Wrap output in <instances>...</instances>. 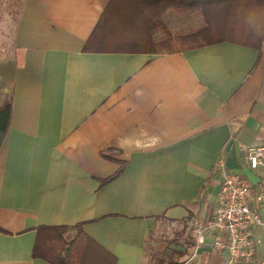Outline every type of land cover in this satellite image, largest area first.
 <instances>
[{
  "label": "crops",
  "instance_id": "0c3cea01",
  "mask_svg": "<svg viewBox=\"0 0 264 264\" xmlns=\"http://www.w3.org/2000/svg\"><path fill=\"white\" fill-rule=\"evenodd\" d=\"M15 3L0 22V264H49L32 257L36 229L76 225L98 247L87 264H227L190 226L215 212L218 160L264 186L243 153L264 145V41L151 55L138 51L174 32L128 12L110 29L112 0Z\"/></svg>",
  "mask_w": 264,
  "mask_h": 264
},
{
  "label": "trees",
  "instance_id": "16d2710c",
  "mask_svg": "<svg viewBox=\"0 0 264 264\" xmlns=\"http://www.w3.org/2000/svg\"><path fill=\"white\" fill-rule=\"evenodd\" d=\"M118 1L112 0L113 8ZM152 3L155 8L158 7L159 9L172 7L176 11L198 10L202 14L205 24L195 32L176 36L167 35L154 43L150 42L147 45L151 48L138 51L141 53L151 55L171 54L223 41L236 42L259 50L264 39V0H155ZM214 17L218 18L219 23L221 22L219 25H221L220 30L222 31H227L229 24L233 26L235 23L239 25L246 24L249 28L243 29L242 38L244 40H235L228 36V33L214 36V31H217L215 25L218 24L214 23L216 22ZM156 21L157 24H161L159 18ZM211 37L214 38L210 39ZM93 39L94 35L92 33L83 49L84 51L91 50L89 44ZM96 45L100 46L99 43H96L93 47ZM10 114L11 103L10 100H7L0 107V144L9 126ZM121 172L122 166L103 183L115 179ZM69 230H74L75 236L67 241L64 239V234ZM97 248L95 243L82 232L80 225L71 227L44 226L36 229L32 257L42 259L49 264H87L88 259H91Z\"/></svg>",
  "mask_w": 264,
  "mask_h": 264
},
{
  "label": "built area",
  "instance_id": "2783aa9c",
  "mask_svg": "<svg viewBox=\"0 0 264 264\" xmlns=\"http://www.w3.org/2000/svg\"><path fill=\"white\" fill-rule=\"evenodd\" d=\"M243 153L249 170L264 173V145L244 147ZM215 168L221 175L217 207L209 218L191 221L194 249L210 241L213 249L226 253L227 264H251L257 248H264V186L255 189L244 177L229 172L222 160Z\"/></svg>",
  "mask_w": 264,
  "mask_h": 264
},
{
  "label": "rangeland",
  "instance_id": "374dc122",
  "mask_svg": "<svg viewBox=\"0 0 264 264\" xmlns=\"http://www.w3.org/2000/svg\"><path fill=\"white\" fill-rule=\"evenodd\" d=\"M155 0H119L118 3H116V7L118 10L116 11L115 14V20L113 22V19L110 20V23H113L111 28H114L115 30H123V27L126 28L128 25L126 24L127 22L129 23H134L132 20H129L125 22V19L122 18L124 16L125 12H128L129 14L133 15L135 13L136 15L140 16L141 19L139 20V24H141V27L144 28L146 26V29L153 32L155 29V26L157 24L156 19L159 18L161 22V26L164 25V23L168 24L169 28L171 29V32L173 31V35L165 34L162 35L159 38H154L148 41L149 43L156 42L167 35L169 36H176L175 34V29L176 27H180V25L183 26L182 31H189L195 32L197 29L199 30L200 27H203L205 24V20L202 16V14L198 10H183V11H176L172 7H168L166 9H159L158 7H154L152 2ZM152 3V4H151ZM16 6L17 4L15 3V0H0V22L4 21L6 17L11 18L14 16L15 11H16ZM172 11L173 13H179L178 16L172 15L171 18H167V20L163 19V15L166 13V11ZM158 14V16H156ZM121 17V18H120ZM216 22L218 23L215 25V29L217 31H214V36H221V34L228 33L227 35L234 38L235 40H244L242 38V34L244 33L243 29L249 28L246 24L239 25L236 24L233 26L232 24H229L227 31H222L220 23L217 21L218 18H215ZM213 19V20H214ZM120 23V26H119ZM118 27V28H117ZM131 28H133L131 26ZM220 30V31H219ZM213 32V31H212ZM213 34V33H212ZM179 35V34H177ZM185 35V34H184ZM159 36V35H158ZM145 37V36H144ZM143 37V38H144ZM214 37H211L210 39H213ZM264 41V39H263ZM262 41V43H263ZM261 43V45H262ZM110 46V45H109ZM146 49H150L151 46L145 45ZM145 49V50H146Z\"/></svg>",
  "mask_w": 264,
  "mask_h": 264
}]
</instances>
